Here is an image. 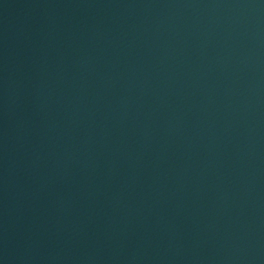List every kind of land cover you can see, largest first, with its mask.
Listing matches in <instances>:
<instances>
[{
    "label": "water",
    "instance_id": "1",
    "mask_svg": "<svg viewBox=\"0 0 264 264\" xmlns=\"http://www.w3.org/2000/svg\"><path fill=\"white\" fill-rule=\"evenodd\" d=\"M0 264H264V0H0Z\"/></svg>",
    "mask_w": 264,
    "mask_h": 264
}]
</instances>
